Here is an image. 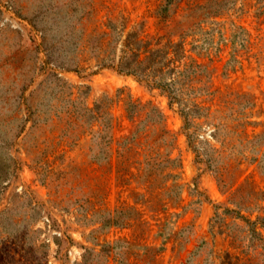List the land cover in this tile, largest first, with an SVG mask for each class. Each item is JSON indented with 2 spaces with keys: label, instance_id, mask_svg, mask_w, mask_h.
Here are the masks:
<instances>
[{
  "label": "rangeland",
  "instance_id": "374dc122",
  "mask_svg": "<svg viewBox=\"0 0 264 264\" xmlns=\"http://www.w3.org/2000/svg\"><path fill=\"white\" fill-rule=\"evenodd\" d=\"M161 3L201 65L187 127L97 64ZM263 216L264 0H0V264H264Z\"/></svg>",
  "mask_w": 264,
  "mask_h": 264
},
{
  "label": "trees",
  "instance_id": "16d2710c",
  "mask_svg": "<svg viewBox=\"0 0 264 264\" xmlns=\"http://www.w3.org/2000/svg\"><path fill=\"white\" fill-rule=\"evenodd\" d=\"M174 13V10H170L163 3L149 10V15L155 17L154 24L157 27L156 32L153 34L145 31L144 22L138 21L129 24L131 17L122 15L120 38L115 42L113 50L108 52L106 56H98L97 64L114 67L118 72L132 74L138 80L162 89L167 94L169 104L175 101L178 103V111L183 117L184 127H187V124H189L188 119H190V116H188L189 108L186 103L183 102L182 104L178 91H181V87L186 80L187 82L201 80L198 72L201 65L196 63L194 59H191L190 63L184 61L185 58H188V54L186 53L183 32L179 34L178 38H174L173 33L170 31L160 32L169 25V20ZM110 27H113V25H110ZM102 34L107 37L111 36L112 32L102 31ZM106 42H109V39ZM181 74H184L183 78H181ZM128 117L132 118L133 116ZM159 118L161 119L162 116H159ZM162 130L166 131L167 129L165 127ZM187 137L189 143H191V134L188 133ZM222 175L223 173H220L216 178L223 187L227 177L224 176L223 178ZM243 185V183H240L235 191L230 194L232 196L237 194V191L241 190ZM151 205H149L150 209H155ZM241 216L245 217V221L251 226L250 230L255 233L256 224L261 221V217L256 216L254 219H250ZM233 258H235V262L228 261L227 264H237V257L233 256Z\"/></svg>",
  "mask_w": 264,
  "mask_h": 264
}]
</instances>
